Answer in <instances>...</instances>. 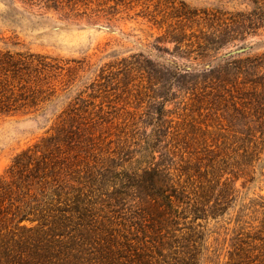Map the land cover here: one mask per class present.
Returning <instances> with one entry per match:
<instances>
[{
  "label": "rangeland",
  "instance_id": "obj_1",
  "mask_svg": "<svg viewBox=\"0 0 264 264\" xmlns=\"http://www.w3.org/2000/svg\"><path fill=\"white\" fill-rule=\"evenodd\" d=\"M0 52L37 65L0 77L16 108L0 115V264L161 262L140 243L137 194L118 202L149 163L190 205L207 197L176 233L202 240L167 264H264V12L251 0H0Z\"/></svg>",
  "mask_w": 264,
  "mask_h": 264
},
{
  "label": "trees",
  "instance_id": "obj_2",
  "mask_svg": "<svg viewBox=\"0 0 264 264\" xmlns=\"http://www.w3.org/2000/svg\"><path fill=\"white\" fill-rule=\"evenodd\" d=\"M252 3L256 5V10L258 13L264 12L262 5L263 3L260 0H251ZM30 56H23L21 54H12L9 52L1 53L0 52V77L4 76L5 78L15 79L19 74L25 70H29L31 67H36L37 65L32 66L33 59L29 58ZM28 58L30 61H28ZM38 65H42L38 63ZM6 81H4L5 83ZM3 82H0V115H10L15 112L16 108L13 107L12 98L6 95V90L4 88ZM30 105H34V102H30ZM19 158V157H18ZM18 158L14 160L13 165L17 166L19 169H25L27 165L30 164V160L27 158L25 162H18ZM41 166L40 164L36 165ZM135 182L130 186V190H125L118 199V202L123 201V196H126V193H134L137 199V209L136 213L138 215V225L141 234L140 243L145 248L146 244H149L151 248H155L159 253V256L162 257V261L156 264H167L165 261L164 252H171L176 247L175 244L181 243L183 249L194 250L196 248V243L202 240L200 233L195 232L192 228H187L189 233L187 236H180V239H177V232H181L184 228L180 227L183 225L185 227L188 215H192L193 223L197 220H201L204 217V209L200 207L206 198L202 199L200 205L193 203L190 205L186 201L185 192L178 190L172 183L171 174L169 168L161 164H151L149 163L142 171L134 173ZM226 194L224 197H227ZM77 205V204H76ZM140 207V208H139ZM80 209V210H79ZM73 211V212H72ZM218 210L213 208L211 212V217L219 215L217 214ZM70 212L77 213L81 220V217H84V212L79 206H75L70 210ZM18 221H24V218L21 216L17 217ZM34 220H31L33 222ZM180 221H184L183 224H180ZM192 224V221L190 222ZM147 233H150L147 236ZM163 238H166L163 240ZM183 242H178V241ZM146 243V244H145ZM141 249V248H140ZM7 250H4L6 253ZM143 254L140 252L136 253L135 257L137 264H147V260L143 258ZM187 264V263H186ZM188 264H193V260H190Z\"/></svg>",
  "mask_w": 264,
  "mask_h": 264
},
{
  "label": "water",
  "instance_id": "obj_3",
  "mask_svg": "<svg viewBox=\"0 0 264 264\" xmlns=\"http://www.w3.org/2000/svg\"><path fill=\"white\" fill-rule=\"evenodd\" d=\"M246 50H247V48H240V49H238V50H234V51L228 53L226 56L229 57V56H232V55L242 54V53H244Z\"/></svg>",
  "mask_w": 264,
  "mask_h": 264
}]
</instances>
